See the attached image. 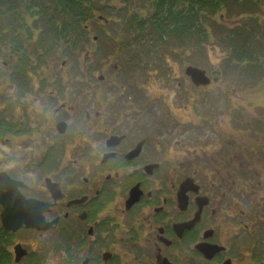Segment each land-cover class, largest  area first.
Returning a JSON list of instances; mask_svg holds the SVG:
<instances>
[{
    "label": "flooded vegetation",
    "instance_id": "flooded-vegetation-1",
    "mask_svg": "<svg viewBox=\"0 0 264 264\" xmlns=\"http://www.w3.org/2000/svg\"><path fill=\"white\" fill-rule=\"evenodd\" d=\"M89 31L31 60L5 104L9 119L0 113V264H264L252 245L259 178L249 163L264 149L238 153L212 127L215 112L225 117L234 102L220 112L221 88L194 87L191 53L177 77L168 56L146 53L137 36ZM3 48L11 63L2 61L0 72L12 67L13 81L11 49ZM62 56L73 69L82 57L85 72L93 62L88 88L81 72L67 88ZM109 61L112 88H98ZM165 66L172 75L163 80ZM146 74L168 92L144 88ZM207 130L214 140L205 142ZM5 206L13 225L28 221L4 231Z\"/></svg>",
    "mask_w": 264,
    "mask_h": 264
},
{
    "label": "rangeland",
    "instance_id": "rangeland-1",
    "mask_svg": "<svg viewBox=\"0 0 264 264\" xmlns=\"http://www.w3.org/2000/svg\"><path fill=\"white\" fill-rule=\"evenodd\" d=\"M13 1L14 0H0V3L2 2V5L7 3L11 5ZM29 1L31 0L20 1L19 8L22 9L20 14L12 13L11 16L9 15L10 19L7 20L11 22L9 34L3 35L0 31V63L2 61L11 63L9 59L10 53L8 50L3 48L4 45L9 46L11 49L13 65L19 63L23 59H19L17 56L19 48H26L28 50V54L32 55L35 48H41L43 50L42 47L46 46V48L43 50L45 53V58H51L53 56L55 43L59 42V40H55L54 37H51L50 40L40 39L41 37H34L35 33L43 32L44 25L42 24L44 23V17L51 15V12H49V14L46 13L47 16L38 10H34L32 13L29 8ZM154 1L156 0H100V2H97V7L100 11L96 12V15L103 16L105 20L104 23H100L97 22L98 20L95 18L94 22L96 24L100 23L101 28L107 32V37H123L125 39V37L137 36L136 31L133 30V27L136 26V23L138 24L137 15L140 14L142 17L147 18V6L148 4H154ZM228 1L233 2V5H231L228 10L225 7L217 15L212 16L209 12H207L206 16L198 17L200 20L204 21L205 27L207 26L206 36H208L205 37L204 34H202L201 36L203 38L200 39L202 40L201 42L193 40L192 42L189 41L187 43L184 40L185 43L179 45L175 39L167 38V46H158L156 48L157 52L155 51L154 53L168 56L169 62H171V67L174 70L173 75L177 77H182L179 75V72H183L188 66L184 56L186 53L192 54L193 64L196 67L201 69L203 68L202 70L207 71L206 75L211 80L209 85L200 88H221L220 90L224 91H216L218 93H216L215 97H217L216 101H218L219 105L214 104V106L221 107V112L222 110H226L228 106L227 101L234 102L233 105H231L232 109H229L230 113L225 117L218 115V113L214 111L218 116L216 115V119L213 122V129L217 133H221L226 136L229 135L231 139L229 143L234 145V148L238 153L240 148L242 154H248L250 149H256L257 151L264 149V55H260L258 57L262 66L256 65L251 67L250 65L245 68V66L242 64H230L227 62L229 53L225 49H222L221 43L223 42V38L229 39L235 37L236 28H238V24L240 23H243L246 30H249L250 26L252 25L251 19L252 17L257 18V13L259 16V22L264 25V10L262 12L261 10L254 9L249 3L238 8L237 2H245L246 0ZM244 6L248 7L249 10L247 9L246 12L241 13V9ZM235 7H237V9ZM183 10H185V8H183ZM194 12L195 11L193 10L192 16H194ZM17 20L27 22L28 25L19 27L18 29ZM210 25L211 28H209ZM129 26L131 29H127ZM13 35H18L19 42L21 44L20 47H16L12 44V42H10V39ZM4 37L5 39H3ZM251 43H253V41ZM173 44L175 46H173ZM72 46L73 45H71V47ZM13 50L15 51L13 52ZM141 50L142 49H140V51ZM68 51L69 49H66L65 52L69 57L72 55V53H68ZM61 54H59V56ZM67 56H62L60 58L62 61H66L64 68H60L59 61L57 63V66L60 68L59 73L63 75L67 88H72L74 85V76H79L80 72L81 88H88V80L91 79L92 75L95 73H93V66H91L93 62L87 65L88 69L85 72L82 57H80V62L82 63L81 67L77 66L76 69H73L72 63L67 62ZM78 60L79 58H77L75 62ZM33 61L34 56L32 62ZM112 62L113 61H109L99 74V76H102L100 77L101 79H103V77H105V79L98 80V88H112V86L108 84V80L112 78L111 74L114 72V70L110 68ZM156 62H161L162 67L164 68V59L161 58ZM0 68H2V66H0ZM11 68L12 67H10L9 71L0 72V102H4V104H0V107L2 108L0 113L5 111L7 113V115H5L6 119H9V111H7L8 108H5V104L10 102L11 96L14 94V88H16V86L17 88L19 87V85L16 83V80H10ZM42 72L43 67L40 66L37 70V73L40 74ZM44 73L46 74V71H44ZM158 75L162 76L164 80L166 76L172 75V71L170 68H168V66H165V70ZM158 80L159 79L157 77L150 78L146 74L142 79L143 87L157 88L159 93L168 92L164 89L167 88L165 83ZM178 80H180V78ZM19 82L21 83V81ZM175 86L176 84H174L173 88H175ZM179 88H182V86ZM99 94V101L101 102L103 98L102 90ZM88 96L91 97L92 94L86 95L83 97V99L87 100ZM119 108H121L120 104ZM102 119L103 118L97 122L100 123ZM202 135H205V142L208 140H214L215 138L213 134H209L208 130ZM238 145H240V147ZM219 151H217L218 154L225 155L227 153V150L224 148H222V151ZM253 155L255 164L251 161V159H249V163L253 164V166H256V170H254L253 173H257L259 181L255 183L256 187L252 191L254 199L257 202L255 208L257 210L258 216L257 224L254 225L255 230H253L252 233L256 232V234H261L264 233V153L260 151V153ZM253 166L249 168L252 169ZM237 241H239V243H237L238 245L245 243V241L240 238H238ZM252 245H257L258 254L264 255V234L259 237L258 241L253 242ZM55 257L52 258L46 256V259L49 263H53L57 260Z\"/></svg>",
    "mask_w": 264,
    "mask_h": 264
},
{
    "label": "trees",
    "instance_id": "trees-1",
    "mask_svg": "<svg viewBox=\"0 0 264 264\" xmlns=\"http://www.w3.org/2000/svg\"><path fill=\"white\" fill-rule=\"evenodd\" d=\"M20 1L14 0L11 5L8 3L2 5V2L0 3L1 23L3 24L1 26L2 34L8 35L10 32L11 22L7 21L10 19L9 15L11 16L12 13H21L22 9L19 8ZM97 2H100V0L29 1V8L32 13L34 10H38L47 16L51 12V15L44 17V23L42 24L44 25L43 32L35 33L34 37L49 40L51 37H54L59 42L64 37L65 45H70L72 42L69 41L70 37L82 39L88 36L89 29L93 26L91 22L94 23L95 18L97 19V16H99L96 15V12L100 11L97 7ZM237 3L238 8L249 3L254 9L261 10L262 12L264 10V0H246L245 2ZM231 5H233V2L228 0H156L154 4H148L147 18L139 17L137 19L138 24L136 23L133 30L136 31L137 38L145 41L144 51L146 53L155 52L158 46H167V38L175 39L179 45L184 44V40L187 43L193 40L201 42L202 40L200 39L203 38L201 36L202 34L205 37L208 36H206L207 26L205 27L204 21L198 17L206 16L207 12L212 16L217 15L225 7L228 10ZM235 8L237 9V7ZM247 9L249 10L248 7L244 6L241 9V13L246 12ZM193 10L195 11L194 16H192ZM256 16L257 18L252 17V25L249 30H246L243 23H240L238 24V28H236L235 37L229 39L223 38L221 47L228 51L229 57L227 58V62L230 64H242L245 68L250 65L251 67L256 65L262 66L258 57L264 55V25L259 22L258 13ZM17 22L18 29L19 27L28 25L27 22L18 20ZM99 24H96L99 36H107V32L102 30ZM209 28H211V25ZM127 29H131V27L129 26ZM252 41L253 43H251ZM11 42L16 47H20L21 45L18 35H13ZM173 46L175 45L173 44ZM42 48L44 50L46 46ZM26 50V48H19V59L24 57L23 54L27 57L29 56L28 50ZM43 50L36 48L31 55V59H33V56L34 58L36 56H42L44 53ZM22 67L25 68V65Z\"/></svg>",
    "mask_w": 264,
    "mask_h": 264
},
{
    "label": "water",
    "instance_id": "water-1",
    "mask_svg": "<svg viewBox=\"0 0 264 264\" xmlns=\"http://www.w3.org/2000/svg\"><path fill=\"white\" fill-rule=\"evenodd\" d=\"M186 74L191 77L193 84L195 86H206L210 84V79L205 75V72L198 69V68H188L186 70ZM7 207L5 206V211L3 212L2 216V226L5 230L13 231L17 227H19L22 223H26L28 220H18L16 225H13V221L10 217H7L8 215ZM27 225V224H26Z\"/></svg>",
    "mask_w": 264,
    "mask_h": 264
},
{
    "label": "bare ground",
    "instance_id": "bare-ground-1",
    "mask_svg": "<svg viewBox=\"0 0 264 264\" xmlns=\"http://www.w3.org/2000/svg\"><path fill=\"white\" fill-rule=\"evenodd\" d=\"M5 205V204H4Z\"/></svg>",
    "mask_w": 264,
    "mask_h": 264
}]
</instances>
